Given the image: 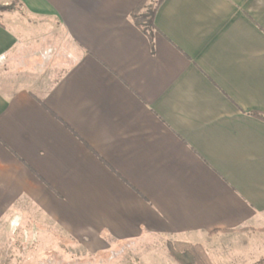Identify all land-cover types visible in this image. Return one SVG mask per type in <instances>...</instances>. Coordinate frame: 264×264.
Here are the masks:
<instances>
[{
    "label": "crops",
    "instance_id": "obj_1",
    "mask_svg": "<svg viewBox=\"0 0 264 264\" xmlns=\"http://www.w3.org/2000/svg\"><path fill=\"white\" fill-rule=\"evenodd\" d=\"M15 1L0 264H81L74 241L86 264H178L166 241L264 264V0H163L150 37L140 0Z\"/></svg>",
    "mask_w": 264,
    "mask_h": 264
},
{
    "label": "trees",
    "instance_id": "obj_2",
    "mask_svg": "<svg viewBox=\"0 0 264 264\" xmlns=\"http://www.w3.org/2000/svg\"><path fill=\"white\" fill-rule=\"evenodd\" d=\"M162 1L163 0H140L132 10L131 18L134 24L148 37L151 36L154 29L153 18ZM143 8H145V12L140 13V10ZM252 114L264 120L263 114L255 112ZM167 249L169 255L178 264H211L201 246L197 244L167 243Z\"/></svg>",
    "mask_w": 264,
    "mask_h": 264
},
{
    "label": "rangeland",
    "instance_id": "obj_3",
    "mask_svg": "<svg viewBox=\"0 0 264 264\" xmlns=\"http://www.w3.org/2000/svg\"><path fill=\"white\" fill-rule=\"evenodd\" d=\"M22 5H20L19 3H17L15 0H0V16L1 15H4L6 14L7 12H10V11H14V12H18V13H21L23 14V10L21 8ZM4 7V8H3ZM5 7H9V8H5ZM143 10V9H142ZM140 10V13L142 12H145V9L144 11ZM142 11V12H141ZM1 72V71H0ZM3 72V71H2ZM5 73H2L0 75V79H2V77H4ZM167 243H173V244H176V243H186V242H178V241H166V247H167ZM198 245V244H197ZM81 246V244L79 242H76L74 241V263L76 262H80L81 264H86V261L87 260H90L92 257V255H88V254H84L82 252V250H79L78 248ZM76 248L78 251H76ZM168 250V249H167ZM113 256L114 258V264H135L134 260H133V256L132 255H125V254H121L119 255L118 253L117 254H114V255H111ZM97 258V257H96ZM103 259V257H101ZM105 258V257H104ZM100 259V258H99ZM97 260V259H96ZM110 261V260H109ZM108 260L104 259V260H101V262H104V264H108L109 262ZM125 261V262H124ZM97 262V261H96ZM99 262L100 264H103ZM98 263V264H99ZM111 263V262H110ZM113 264V262H112Z\"/></svg>",
    "mask_w": 264,
    "mask_h": 264
}]
</instances>
